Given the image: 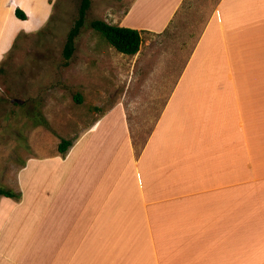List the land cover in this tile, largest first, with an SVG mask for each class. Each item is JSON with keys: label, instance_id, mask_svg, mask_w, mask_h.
<instances>
[{"label": "crops", "instance_id": "crops-1", "mask_svg": "<svg viewBox=\"0 0 264 264\" xmlns=\"http://www.w3.org/2000/svg\"><path fill=\"white\" fill-rule=\"evenodd\" d=\"M35 1L0 0V43L7 15L27 21ZM186 1L136 0L112 22L142 44L99 51L121 95L66 162L119 121L132 158L94 150L74 190L51 192L33 264H264V0Z\"/></svg>", "mask_w": 264, "mask_h": 264}, {"label": "rangeland", "instance_id": "rangeland-1", "mask_svg": "<svg viewBox=\"0 0 264 264\" xmlns=\"http://www.w3.org/2000/svg\"><path fill=\"white\" fill-rule=\"evenodd\" d=\"M135 1L91 0L86 24L69 59L65 44L81 0H36L27 21L7 15L0 43V187L14 195L0 194V264H33L29 257L37 255L34 245L46 239L48 198L61 197L62 188L74 190L94 153L122 149L125 160H130L127 128L119 121L112 130L113 139L91 148L96 151L88 159L79 162L75 150L66 162L72 146L121 95L115 75L106 76L98 65L99 51L110 45L91 21L112 23ZM215 1L199 0L195 7L196 0H187L184 5L193 6L195 13L206 2ZM152 38L154 45L162 39ZM108 88L110 92L116 89L110 99L102 92ZM16 98L21 101H13ZM63 139L72 141L66 152L59 149Z\"/></svg>", "mask_w": 264, "mask_h": 264}, {"label": "trees", "instance_id": "trees-1", "mask_svg": "<svg viewBox=\"0 0 264 264\" xmlns=\"http://www.w3.org/2000/svg\"><path fill=\"white\" fill-rule=\"evenodd\" d=\"M90 7L91 0H81L78 18L76 19L75 25L71 29L65 44L64 53L67 59L71 58L73 55L76 39L80 34L82 27L86 24L87 12ZM16 15L21 19H27V14L19 7L16 9ZM91 26L118 52L133 55L140 50L144 31L110 23L103 19L92 20ZM71 145L72 141L63 139L59 145V149L61 152H66ZM0 194H4L5 196L14 195L11 190L2 187H0Z\"/></svg>", "mask_w": 264, "mask_h": 264}, {"label": "water", "instance_id": "water-1", "mask_svg": "<svg viewBox=\"0 0 264 264\" xmlns=\"http://www.w3.org/2000/svg\"><path fill=\"white\" fill-rule=\"evenodd\" d=\"M13 101H21L20 99H18V98H16V99H14Z\"/></svg>", "mask_w": 264, "mask_h": 264}]
</instances>
